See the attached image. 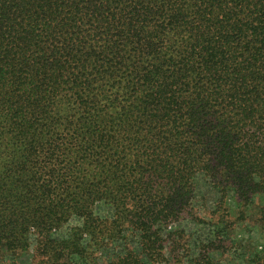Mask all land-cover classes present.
<instances>
[{"label": "trees", "instance_id": "16d2710c", "mask_svg": "<svg viewBox=\"0 0 264 264\" xmlns=\"http://www.w3.org/2000/svg\"><path fill=\"white\" fill-rule=\"evenodd\" d=\"M263 199L264 0H0V264H216Z\"/></svg>", "mask_w": 264, "mask_h": 264}, {"label": "rangeland", "instance_id": "374dc122", "mask_svg": "<svg viewBox=\"0 0 264 264\" xmlns=\"http://www.w3.org/2000/svg\"><path fill=\"white\" fill-rule=\"evenodd\" d=\"M264 203V199L262 200ZM233 220L236 219L235 215L237 214L238 206L231 202ZM249 217L245 219L243 222H238L236 228L231 232V238L235 242L236 249L232 250L230 248V243L228 242L227 251L223 254L218 252H213L211 257L216 264H258L252 263L251 259L255 254L264 255V228L258 226L256 223L252 222V215L248 213ZM185 224V223H184ZM200 233L196 232L197 229H193L190 231L192 233V238L201 236L205 238L206 235L203 234L205 229L202 227L199 228ZM252 248L254 251L250 250ZM229 250V251H228Z\"/></svg>", "mask_w": 264, "mask_h": 264}]
</instances>
